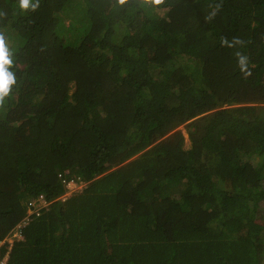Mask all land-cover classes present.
<instances>
[{"label": "trees", "instance_id": "16d2710c", "mask_svg": "<svg viewBox=\"0 0 264 264\" xmlns=\"http://www.w3.org/2000/svg\"><path fill=\"white\" fill-rule=\"evenodd\" d=\"M0 14V241L24 236L8 264L264 263V0ZM66 169L87 186L55 201ZM40 194L55 202L18 228Z\"/></svg>", "mask_w": 264, "mask_h": 264}, {"label": "built area", "instance_id": "2783aa9c", "mask_svg": "<svg viewBox=\"0 0 264 264\" xmlns=\"http://www.w3.org/2000/svg\"><path fill=\"white\" fill-rule=\"evenodd\" d=\"M57 176L64 185L68 195L81 193L85 190L87 184L83 182L80 176H76L71 169L65 171H59ZM48 199L42 194L33 197L28 202V216L19 224L18 228H24L31 222V215L41 214V211L48 207ZM24 239L22 232L19 229L12 230L9 235L0 241V264H8L9 254L13 248V245Z\"/></svg>", "mask_w": 264, "mask_h": 264}, {"label": "clouds", "instance_id": "9594fccd", "mask_svg": "<svg viewBox=\"0 0 264 264\" xmlns=\"http://www.w3.org/2000/svg\"><path fill=\"white\" fill-rule=\"evenodd\" d=\"M157 2H159V0H157ZM119 3L124 4L125 0H119ZM19 7H20V9H22L24 11L31 10L34 12L40 7V0H35V2H33V0H19ZM0 15H6V14H0ZM237 42H239V41H237ZM243 62H244V58L242 57L241 63H243ZM12 64H13V61L11 59L8 44L6 42V37L2 32H0V106H2L4 104L5 97H7L10 94L12 86L16 83V77H15L14 73L9 71V68L12 66ZM40 195H42V194H40ZM37 196H39V195H37ZM27 214H28V207H27ZM31 222H32V220H31Z\"/></svg>", "mask_w": 264, "mask_h": 264}, {"label": "rangeland", "instance_id": "374dc122", "mask_svg": "<svg viewBox=\"0 0 264 264\" xmlns=\"http://www.w3.org/2000/svg\"><path fill=\"white\" fill-rule=\"evenodd\" d=\"M182 130H183V136L185 140L184 148L188 149L190 148V141H189L188 135L186 134L184 128H182ZM257 220L264 225V212H262L261 210H259V212L257 213Z\"/></svg>", "mask_w": 264, "mask_h": 264}, {"label": "bare ground", "instance_id": "6f19581e", "mask_svg": "<svg viewBox=\"0 0 264 264\" xmlns=\"http://www.w3.org/2000/svg\"><path fill=\"white\" fill-rule=\"evenodd\" d=\"M65 190H66V189H65ZM72 195H73V194H69V195H68L67 191H65L64 195L61 196L59 199H56L55 201H57V200L66 201L67 198H69V197L72 196ZM55 201L49 202L48 205L54 203Z\"/></svg>", "mask_w": 264, "mask_h": 264}]
</instances>
